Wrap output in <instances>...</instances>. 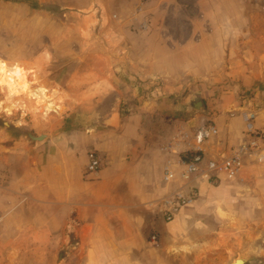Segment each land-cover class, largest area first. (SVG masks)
Listing matches in <instances>:
<instances>
[{
	"label": "rangeland",
	"instance_id": "1",
	"mask_svg": "<svg viewBox=\"0 0 264 264\" xmlns=\"http://www.w3.org/2000/svg\"><path fill=\"white\" fill-rule=\"evenodd\" d=\"M142 24L147 26L146 30L140 28ZM151 58L157 77L152 82L137 80L134 72L149 69ZM0 60L11 66L30 67L38 72L35 80L39 87H58L63 94L49 97L54 99L52 107L60 110L48 117L39 104L36 113L30 110L34 101L31 102L28 93L20 91L10 99L0 83V101H3L0 174L9 169L26 172L37 168L35 146H43L46 138L32 140L25 134V128L36 136L52 137L53 145L41 151L45 161L49 151L58 152V147H64L65 140L72 135L80 134L82 140V134L87 129L92 131L115 107L120 109L123 120L142 118L144 142L148 145L166 142L181 123L178 130L188 134V141H196L201 126L215 123L211 110H220V106L232 104L233 99L241 103V108L243 102L246 109L255 111L264 106V0H0ZM82 71L105 73L110 79L107 81L112 89L110 93L101 96L98 86L93 85L77 87V74ZM246 76L255 79L248 91L240 83ZM220 80L225 83L217 84ZM224 85L236 89L238 96L210 94V87ZM65 99L74 103L72 112L61 107ZM198 102H202L200 109L195 108ZM27 112L31 117L25 120ZM216 128L218 135L208 139L211 144L218 138L224 139L223 130ZM20 142L24 145L20 150L22 157L16 148ZM76 143L79 142L73 144ZM76 152L78 159L79 151ZM221 181L211 185L219 186ZM223 183L241 185L237 180ZM240 196H230L221 190L210 195L208 191L198 201L203 203L199 209L208 213L217 209L225 219L222 210L226 203H238L233 197ZM38 211L25 210L27 214ZM250 211L247 219L257 221L259 210ZM4 212L0 207V264H160L162 261L156 255L149 257L148 248L137 249L131 255L123 250L121 253L126 255H110L105 247L107 242L99 243L100 248L86 256L75 249L79 240L73 235L71 225L62 226V237L57 241L30 240L25 238L28 235L19 234L30 226L19 224L9 216L2 221ZM238 216L242 219L241 211ZM225 229L224 224L220 236L226 233ZM252 229L262 231L256 224ZM19 236L22 239H14ZM154 236L151 241H158V236L156 240ZM234 242V253L229 257L222 252L208 253L201 257L171 258L167 264H229L237 259H243L244 264H264V259L261 262L241 254L237 247L240 237Z\"/></svg>",
	"mask_w": 264,
	"mask_h": 264
},
{
	"label": "crops",
	"instance_id": "2",
	"mask_svg": "<svg viewBox=\"0 0 264 264\" xmlns=\"http://www.w3.org/2000/svg\"><path fill=\"white\" fill-rule=\"evenodd\" d=\"M151 65H154L152 58L149 59V69L136 70L133 75L139 81L152 82L157 76ZM77 75V87L98 86V94L101 96L112 90L109 89L107 81L110 79L106 78L105 73L82 71ZM253 82L255 79L251 76H246L240 81L241 87L247 91L251 89ZM218 83L225 82L220 80ZM33 87L39 86L36 84ZM44 88L48 97L63 95L61 88L47 89V86ZM210 88L212 95L238 96L236 89L229 85ZM26 103L28 109L29 100ZM61 103V107H66L71 112L75 107L68 99ZM242 106L241 108V103L237 99H233L232 104L222 105L220 110H211L215 123L210 125L218 126L224 131H222L224 139L218 138L212 144L211 140L200 145L196 141L181 140L178 130L181 123L171 139L148 145L144 142L145 130H143L142 118L135 116L123 120L120 109L116 107L108 117L100 121L96 127H92V131L87 129L86 133L82 134V140L80 134L72 135L71 139L65 140L64 147L57 146L58 149L63 148V152H60V149L56 153L49 151V155L44 158L45 161L41 151L45 150V147L50 148L53 139L49 134L38 135L45 136L46 139L43 146L41 144L35 146L38 152V159L34 160L37 168L26 172L9 169L0 174L2 196L0 207L5 210L2 221L9 216L15 218L19 224L30 226L27 230L19 231V234L28 235L25 238L30 240L57 241L58 237H62V226L71 225L73 235L79 240L75 249L82 251L86 256L91 255L92 250L100 248V244L107 242L105 247L109 249L110 255H126L124 252L121 253L122 250L131 255L130 253L137 249L148 248L149 257L156 255L162 258L160 264H167L171 258L201 257L208 253L222 252L229 257L234 253L235 238L240 237V245L237 247L242 251L241 254L245 257H256L262 262L264 259V162H260L257 156L252 155L246 160L237 179L238 184L241 185L232 186L223 183L229 182L224 176H220L222 181L219 186L211 185L201 178L196 179L200 189L198 201L208 191L210 195L217 190L227 192L230 196L241 195L240 198L233 197L238 203L232 205L226 203V207L222 210L225 219L220 216L217 209L211 213L200 210L199 207L203 204L201 201L199 203L197 201L192 209L183 210L172 222H166L161 211L164 196L182 183L181 179L175 184H166L163 181L165 165L171 162L180 172L182 166L178 163L181 154L196 150L197 147L204 152L207 159H211V154L219 159L222 156H229L233 148L246 141L243 114L252 109H246L244 102ZM59 110V107L54 106L43 113H48L50 117ZM115 112L120 114L118 124L115 126L106 124V120ZM256 112L258 113L256 126L264 128V106ZM26 114L30 115L29 112ZM24 132L27 137L28 133L33 134L26 128ZM77 141L79 143L73 144ZM16 148L18 156H21L23 143L17 144ZM91 149L98 152L102 162L100 170L95 173H88L86 170L87 154ZM76 151H79L78 159L75 157ZM251 208L259 210L257 216H260L257 221L250 222L247 219ZM26 209L39 211L27 214ZM238 210L242 213V219L238 216ZM11 213L13 214L10 215ZM224 224L226 233L220 236ZM254 224L262 228V231L252 229ZM154 235L158 236L156 242L151 241ZM14 239L20 240L22 236Z\"/></svg>",
	"mask_w": 264,
	"mask_h": 264
},
{
	"label": "built area",
	"instance_id": "3",
	"mask_svg": "<svg viewBox=\"0 0 264 264\" xmlns=\"http://www.w3.org/2000/svg\"><path fill=\"white\" fill-rule=\"evenodd\" d=\"M141 29L147 26L142 24ZM258 113L248 110L243 114L246 141L231 150L229 156L207 159L204 152L197 147L191 152L181 154L179 163L180 172L174 164L168 162L164 167L163 181L166 184H175L178 179L182 183L162 199L161 211L166 222H172L185 209L192 207L200 197V189L196 183L197 178L216 184L224 176L227 181L239 178L246 160L252 155L264 162V129L256 126ZM218 135V129L212 125H203L196 132V141L200 145L211 137ZM180 139L188 141V134L180 132ZM87 172L95 173L102 166L101 158L95 151H89ZM156 240V236L153 237Z\"/></svg>",
	"mask_w": 264,
	"mask_h": 264
},
{
	"label": "bare ground",
	"instance_id": "4",
	"mask_svg": "<svg viewBox=\"0 0 264 264\" xmlns=\"http://www.w3.org/2000/svg\"><path fill=\"white\" fill-rule=\"evenodd\" d=\"M36 77V72L26 65L15 64L11 66L0 60V83L6 90L9 98L12 99L18 92L23 91L29 94L31 102L32 100L34 101L33 105H31V107L29 106L32 112L37 110L38 104V107L43 106L44 111H47L53 106V100L49 99L46 95L47 91L44 87H33V85L38 84L35 80ZM2 105L3 101H0V109Z\"/></svg>",
	"mask_w": 264,
	"mask_h": 264
},
{
	"label": "water",
	"instance_id": "5",
	"mask_svg": "<svg viewBox=\"0 0 264 264\" xmlns=\"http://www.w3.org/2000/svg\"><path fill=\"white\" fill-rule=\"evenodd\" d=\"M201 104H202V102H198V103H196L195 104V108L196 109H200L201 107ZM119 112H115L111 117H110V119H107L106 120V124H108V125H113V126H115V125H117L118 124V122H119ZM24 118H25V120H27V119H29L30 118V115L29 114H26L25 116H24ZM28 137L30 138V139H32V140H42L45 136H34L33 134H31V133H28ZM238 263H240V264H244V260H240V259H237L236 261H235V263L234 262H231L230 264H238Z\"/></svg>",
	"mask_w": 264,
	"mask_h": 264
}]
</instances>
